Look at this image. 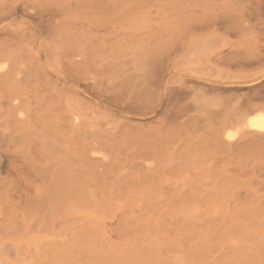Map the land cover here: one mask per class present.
Wrapping results in <instances>:
<instances>
[{
  "label": "rangeland",
  "instance_id": "rangeland-1",
  "mask_svg": "<svg viewBox=\"0 0 264 264\" xmlns=\"http://www.w3.org/2000/svg\"><path fill=\"white\" fill-rule=\"evenodd\" d=\"M254 1L264 5V0ZM45 2L0 0V47L21 51L24 61H30L39 74L36 91L45 99L38 105L40 100H33L34 108L39 106L41 114L49 111L44 118L51 123L57 122L53 116L76 117L78 123L83 122L84 139L67 143L71 156H66V164L72 170L67 176L72 177L68 178L72 185L62 183L61 192L57 189L53 194L41 181L36 186L28 180L33 172L24 166L25 185L31 192L24 194V209H19L17 216L22 213L25 226L14 234L0 233V264H264V151H257L264 143L250 141L254 145L241 136L243 101L258 102L264 96V62L250 64L243 60L248 36L221 32L223 42L216 49H222L226 57L220 63H211L205 51L196 46L176 48L174 40L169 45L164 34L168 13L172 12L180 23L187 17L194 22L212 0ZM231 5L239 9L243 6ZM256 16V27L262 28L248 38L254 37L264 54V13ZM118 39L121 42L117 43ZM109 42L112 47L106 48L111 46ZM121 43L127 48L121 50ZM116 48H120L118 52ZM123 50L125 55L120 54ZM95 54L100 60L90 59ZM250 54H260L259 49L253 46ZM94 67L98 74L83 78L84 82L83 74ZM110 68L115 70L111 71L113 75ZM121 78L126 86H118ZM135 98L142 100L141 107L148 105L144 107L149 111L134 107ZM71 101L76 110L69 107ZM73 111H79L80 116ZM98 117L111 121L103 122ZM56 124L55 128L59 121ZM213 126H221L216 127L218 137ZM62 142L61 138L57 145ZM23 146L20 156L25 151ZM19 148L10 145L11 152ZM40 148L42 151L36 149L30 159L34 163L51 160L54 149ZM79 150L85 151L82 159L73 156ZM0 154L17 157L3 147ZM6 164L8 160L3 167ZM74 169H82L78 180ZM8 247L19 252L11 253Z\"/></svg>",
  "mask_w": 264,
  "mask_h": 264
},
{
  "label": "bare ground",
  "instance_id": "bare-ground-1",
  "mask_svg": "<svg viewBox=\"0 0 264 264\" xmlns=\"http://www.w3.org/2000/svg\"><path fill=\"white\" fill-rule=\"evenodd\" d=\"M14 1V0H13ZM43 1V0H42ZM45 1V0H44ZM56 1V0H55ZM213 3L207 7H203L202 13H206L208 12L209 14L206 16L200 17L198 15L199 18H197L196 21H191L189 20L190 17L185 18V20H183L181 23L179 22L178 18L176 16H173L172 12L168 13V16L165 18L168 21L167 24V28H166V42L172 41L174 40V45L176 46V48H190L193 46H196L198 49H200L201 51H205L207 53V58L209 60V62L211 63H220L222 61H224L225 57L223 55V50L222 49H216L218 46L221 45V43L223 42V37L221 35V32L225 33V34H229V33H233L234 36L236 35H246V36H254L253 34H257L258 30H261L262 27H256L255 21L258 19V16H256L257 14H260L261 12L264 13V5H260L258 3V1H254V0H235L234 1H230V0H224L223 4H220L219 1L216 0H212ZM2 2V1H1ZM47 2V0H46ZM45 2V3H46ZM50 2V1H49ZM185 2V1H184ZM229 2V3H227ZM10 3V2H9ZM12 3V2H11ZM32 3V2H31ZM44 3V4H45ZM60 3V2H59ZM58 3V4H59ZM162 3V2H160ZM164 3V2H163ZM170 3V2H167ZM176 3V1H175ZM187 3V2H186ZM199 3V1H198ZM232 3H242L243 6L239 9L234 8L231 4ZM5 4L4 2H2V5ZM39 4V3H38ZM136 4V3H135ZM174 4V3H173ZM189 3H187L186 5H188ZM197 4V3H196ZM1 5V4H0ZM35 5V4H34ZM66 5V4H65ZM198 5V4H197ZM256 5L255 9L253 8V6ZM60 6V5H59ZM178 6V4L176 5ZM180 6V5H179ZM200 6V4H199ZM1 7V6H0ZM30 7V6H28ZM62 7V6H61ZM114 7V6H113ZM123 7V6H122ZM120 7V8H122ZM32 8V7H31ZM57 8V7H56ZM60 8V7H59ZM119 8V9H120ZM173 8V7H172ZM55 9V8H53ZM58 9V8H57ZM199 9V8H198ZM2 10V8L0 9V11ZM27 9H25L26 11ZM253 10V11H251ZM3 12V11H2ZM131 12V11H130ZM26 13V12H25ZM36 13V12H35ZM23 14V13H22ZM27 14V13H26ZM121 16V15H120ZM208 16V17H207ZM36 17V16H35ZM78 17V16H77ZM86 17V16H85ZM117 17V16H116ZM79 18V17H78ZM94 18V17H93ZM99 18V17H97ZM84 19V18H83ZM107 20V19H106ZM105 19L103 20L104 22L106 21ZM119 20V18H118ZM50 21V18H49ZM47 22V21H46ZM44 22V23H46ZM17 23V22H16ZM49 23V22H47ZM51 23V21H50ZM53 23V22H52ZM97 24V23H96ZM95 24V26H96ZM53 25V24H52ZM56 25V24H55ZM100 25V24H99ZM98 25V27H100ZM24 26V25H23ZM50 26V25H48ZM157 26V25H156ZM49 28V27H48ZM56 28L59 29V25L58 27L56 26ZM66 28V27H65ZM96 28V27H95ZM23 29V28H22ZM52 29V28H50ZM53 29L54 26H53ZM64 30V28H63ZM60 31V30H59ZM205 31H209L208 33H202ZM54 32V31H53ZM114 32V31H113ZM112 32V33H113ZM201 34H198V33ZM109 33V31H108ZM246 33V34H245ZM248 33V34H247ZM104 34V33H103ZM176 34V35H175ZM57 35V34H56ZM78 35V33H77ZM111 35V34H110ZM152 35V34H151ZM163 35V36H164ZM60 36V35H59ZM64 36V35H63ZM79 37L81 36L78 35ZM103 36V35H102ZM256 36V35H255ZM254 36V37H255ZM82 37V36H81ZM247 37V44L245 45L246 48L243 50V52H247L244 53L245 57H243V60L250 63V64H262L264 62V54L263 52H261L260 49V44L257 45L255 44V42L252 40L254 39V37H252L251 39H249ZM28 38V37H27ZM67 39V37H65ZM13 39V38H12ZM29 39V38H28ZM74 39V38H73ZM79 39V38H78ZM83 39V38H82ZM102 39V38H101ZM147 39V37H146ZM27 40V39H26ZM57 40V39H56ZM165 40V39H164ZM162 40V41H164ZM30 41V40H29ZM78 41V40H77ZM102 41V40H101ZM115 41V40H114ZM125 41V40H123ZM80 43L81 39H79ZM121 42L119 41V39L117 40V43ZM116 43V44H117ZM124 43V42H123ZM126 43H130V42H126ZM173 44V41L171 42ZM3 44V43H2ZM49 44V43H48ZM89 46L90 43L88 42ZM92 44V43H91ZM103 44V43H102ZM4 45V44H3ZM27 45V44H26ZM95 45V44H94ZM107 45H111L110 42ZM106 44L104 45V47L107 46ZM122 45V43L120 44ZM126 45V44H125ZM133 45V44H132ZM171 45V44H169ZM2 46V45H1ZM29 46V45H27ZM50 46V45H49ZM88 46V47H89ZM103 46V45H101ZM124 44L122 45V47L120 46L121 50L122 48H127V47H123ZM128 46V44H127ZM130 46V45H129ZM128 46V47H129ZM165 47H167L165 44L161 45ZM253 46H255V48L259 49V53L260 54H256V55H251L250 52L253 49ZM91 47V46H90ZM95 47L96 49V45L93 46V48ZM112 45L110 47H106V48H111ZM14 48V47H13ZM46 49L48 48L47 46L45 47ZM52 48V47H51ZM49 48V50L51 49ZM119 48V49H120ZM75 49V48H74ZM89 49V48H88ZM92 49V48H91ZM102 49V48H101ZM118 49V50H119ZM166 48H164L165 51ZM21 50V49H20ZM52 50V49H51ZM50 50V51H51ZM103 53H104V49ZM117 48L116 51L118 52ZM120 50V51H121ZM48 51V49H47ZM99 51V50H98ZM115 50H113V52H116ZM125 50H123V52H120V54L124 53L123 55H125ZM131 51V49H130ZM129 51V52H130ZM82 52V51H80ZM151 52V51H150ZM50 53V52H49ZM137 53V52H136ZM163 53V52H162ZM240 53V52H239ZM238 53V54H239ZM48 54V52H47ZM60 54V53H59ZM112 54V51H111ZM126 54H129L126 52ZM161 54V51H160ZM98 55V54H97ZM95 54V56H91L90 59L92 58L95 60H100L98 59V57ZM101 55V53L99 54ZM105 55V54H104ZM104 55L102 56V58H104ZM119 55V54H118ZM122 55V56H123ZM50 57L53 55L52 53L49 55ZM66 56L69 57V55L67 54ZM76 56V55H75ZM79 56H83L82 55H77L76 57ZM106 56V55H105ZM68 57L67 60H68ZM96 57V58H95ZM121 57V56H120ZM71 58H73L71 56ZM75 58V57H74ZM134 58V57H133ZM50 59V58H49ZM113 59V58H112ZM115 59V58H114ZM141 59V58H140ZM236 59V58H235ZM52 60V59H51ZM54 60V59H53ZM73 60V59H72ZM72 60H70L72 62ZM91 60V63H93ZM128 61H132L130 59H127ZM69 61V60H68ZM69 61V62H70ZM90 61V60H88ZM102 61V60H101ZM116 61V60H115ZM122 61V60H121ZM125 61V60H124ZM123 61V62H124ZM126 61V64L127 62ZM75 62V61H74ZM73 62V63H74ZM95 62V61H94ZM106 62H108L106 60ZM90 63V62H89ZM87 63V64H89ZM104 63V62H103ZM120 63V62H119ZM161 63V62H160ZM159 63V64H160ZM69 64V63H68ZM76 65H81L82 62L80 63H75ZM94 64V63H93ZM92 64V65H93ZM113 64V62H112ZM121 64V63H120ZM129 64V63H128ZM71 65V64H70ZM84 65V64H82ZM96 65H98L96 63ZM110 65V64H109ZM108 65V67H109ZM116 64H114L115 66ZM122 65V64H121ZM56 66V65H54ZM87 66V65H86ZM85 66V67H86ZM102 66V65H101ZM107 67V65H104ZM119 66V65H117ZM124 66V64L122 65ZM121 66V67H122ZM128 66V65H127ZM137 66V64H136ZM139 66V65H138ZM156 66V65H155ZM84 66H82V69ZM88 67V66H87ZM87 67L85 68L87 71ZM92 67V66H89ZM100 66H98V69ZM120 67V69H121ZM33 67H31L30 65V61H24V58L22 56L21 51H17V50H12L10 48L6 49L4 47H0V148H4V151L7 153H9L10 155L13 154L17 157H10L8 155H2L0 154V233H4V234H8V233H16L17 231H21V229L25 226L24 224V219H23V215L22 213L20 214L21 217L18 218L17 214L19 213L18 210L20 209L23 212L24 209V205H25V193H29L31 192V187L28 185H25V177H24V166H27V168H29L33 173H32V177H28V180L31 179L36 186H38V183L41 181V183L44 184V187H48L51 188V190L56 193L57 189H60V186L62 183L64 182H68L69 186L71 187V180L72 177L70 178V176H67L72 170L70 168V166H68V158L66 156H71V153L69 155L70 152V145H67V143H70L73 139L78 138L79 140L84 139V133H83V129L81 128V124L83 125V122L78 123L77 122V118L72 116L70 118L66 117L65 115H61L62 118L60 117V115L53 116V119H57V122L59 121V125L58 127L55 128V126L57 125L56 123H51V119H47L44 118L47 113L49 111H46L44 114H41V110L39 108V106L35 109L34 106L32 105V101L33 100H40L38 104H43L42 102H44L45 97H41L39 91L37 92V81H39L40 79L38 78L39 74L35 73V71L32 69ZM77 68V67H76ZM104 68V67H103ZM133 68V67H132ZM135 68V66H134ZM105 69V68H104ZM102 69V71L104 70ZM109 69V68H108ZM111 69V68H110ZM113 69H117L116 67ZM127 69V68H126ZM131 69L128 66V70ZM106 70V69H105ZM115 70H110L109 72L111 73V71ZM119 70V67L118 69ZM116 70V71H117ZM101 71V70H100ZM85 72V71H84ZM89 72V71H88ZM99 72V71H98ZM98 72L95 70V67L92 68V70L90 71V73L88 74H82L84 75L83 78L86 79L88 76L90 75H95L98 74ZM106 71H104L103 73H105ZM158 72V71H157ZM113 73V72H112ZM111 73V74H112ZM110 74V75H111ZM114 74V73H113ZM112 74V75H113ZM120 74H123L122 72ZM152 74V73H151ZM106 75V74H105ZM133 76H135V74H132ZM153 75V74H152ZM99 77V75H97ZM96 76V77H97ZM126 76V75H125ZM132 76V77H133ZM95 77V78H96ZM103 77V76H102ZM107 77V75H106ZM105 77V78H106ZM123 77V76H122ZM248 77V76H247ZM30 78L31 81L33 82L32 84L30 83ZM109 78V77H108ZM137 78V76H136ZM151 78V77H150ZM244 78V77H243ZM92 79V78H90ZM89 79V80H90ZM94 79V77H93ZM107 79V78H106ZM123 78L119 79L122 80ZM133 79L135 80V77H133ZM101 80V79H100ZM130 80V79H129ZM153 80V79H152ZM84 81V80H83ZM93 81V80H92ZM123 81V80H122ZM120 81L118 84V86L120 87L122 85V87L125 85H123V82ZM126 78L124 79V82H126ZM37 82V83H36ZM49 82V81H48ZM85 82V81H84ZM99 81L97 80V83ZM101 82V81H100ZM115 82V81H114ZM142 82V81H141ZM153 82V81H152ZM50 83V82H49ZM48 83V84H49ZM90 83V82H89ZM110 83V82H109ZM113 83V82H112ZM116 83V82H115ZM114 83V85H116ZM121 83V85H120ZM131 83V81H130ZM85 84V83H84ZM93 84V83H92ZM91 84V85H92ZM96 84V83H95ZM102 84V83H101ZM127 84H129V82H127ZM132 84V83H131ZM154 84V83H153ZM113 85V84H112ZM111 85V86H112ZM103 86V85H102ZM110 86V87H111ZM126 86V85H125ZM94 87V85H93ZM109 87V86H108ZM113 87V86H112ZM128 87V86H127ZM126 87V88H127ZM131 87V85L129 86ZM97 88V87H96ZM114 88H117L114 86ZM113 88V89H114ZM57 89V88H56ZM185 89V88H184ZM39 90V88H38ZM41 90V89H40ZM54 90V89H53ZM94 90V88L92 89V91ZM107 90V89H106ZM36 91V92H35ZM56 91V90H55ZM101 91V89H100ZM174 91V90H173ZM183 91V90H182ZM186 91V90H185ZM94 92V91H93ZM109 92V91H108ZM116 92V91H115ZM120 92V91H119ZM129 92V90H128ZM135 92V91H134ZM177 92V91H176ZM147 93V92H145ZM175 93V91H174ZM189 93V92H188ZM69 94V93H68ZM92 94V93H91ZM114 94V93H113ZM117 94V93H116ZM115 94V95H116ZM128 94V93H127ZM126 94V95H127ZM112 95V94H111ZM114 95V96H115ZM121 95V94H120ZM124 95V96H126ZM131 95V94H130ZM133 95H136L133 94ZM185 95V94H183ZM66 96V95H65ZM129 96V95H128ZM146 96V95H145ZM144 96V97H145ZM71 97V96H70ZM250 97V96H249ZM73 98V97H72ZM108 98V97H107ZM115 98V97H113ZM117 98V97H116ZM126 98V97H125ZM129 98H133L132 96ZM138 98V97H137ZM147 98V97H145ZM151 98V96L149 97ZM174 98V97H173ZM246 98V97H244ZM255 98V97H254ZM50 99V98H49ZM69 99V98H68ZM77 99V98H75ZM111 99V98H109ZM108 99V100H109ZM119 99V98H118ZM128 99V98H127ZM134 99V98H133ZM132 99V100H133ZM172 99V98H171ZM257 99V98H256ZM59 100V99H58ZM81 100V99H79ZM78 100V101H79ZM148 100V98H147ZM147 100H144V102H146ZM173 100V99H172ZM82 101V100H81ZM119 101V100H118ZM150 100H148L149 102ZM245 101V100H244ZM245 104H243V113H242V120H243V124L241 125V130L243 131V136L242 138L246 139L247 141H249V143L252 142H259V143H264V113L263 115L261 114L262 112H264V96L260 97L258 102H251V101H247L244 102ZM260 101V102H259ZM37 102V101H36ZM51 102V100H50ZM72 102V101H71ZM120 102V101H119ZM127 102V101H126ZM140 102H142V100L140 101H136L135 98V102L133 101V106L135 107H141ZM53 103V100L51 102V104ZM74 102L70 103L71 106L69 107H73L72 104ZM77 104V101L75 102ZM121 103V102H120ZM129 104V102H127ZM137 103V105L135 104ZM224 103V102H223ZM231 103V102H230ZM239 103V102H238ZM68 104V103H67ZM75 104V105H76ZM79 104V102H78ZM81 104V103H80ZM127 104V105H128ZM132 104V102H131ZM130 104V106H132ZM135 104V105H134ZM147 104V103H146ZM154 104V103H153ZM218 103H216L217 105ZM236 106L237 103H234ZM86 105V104H85ZM144 105V104H143ZM220 105V104H219ZM218 105V106H219ZM50 106V105H48ZM47 106V107H48ZM54 106V105H53ZM77 106V105H76ZM83 106V104L81 105V107ZM116 106V105H115ZM146 106V105H144ZM141 107L144 108V110H148V108L145 109V107ZM227 106V105H225ZM235 106V107H236ZM75 107V106H74ZM73 107V108H74ZM78 107V106H77ZM85 107V106H84ZM90 107V106H89ZM129 108V106H127ZM133 107V108H134ZM148 107V105L146 106ZM201 107V105H200ZM199 107V108H200ZM235 107L233 105L232 108V113L233 111H235ZM76 108V107H75ZM74 108V109H75ZM80 108V107H78ZM87 108V107H86ZM195 107H193L194 110ZM198 108V107H197ZM198 108V109H199ZM204 108V107H203ZM47 109V108H46ZM72 109V110H74ZM82 109V108H81ZM201 109V108H200ZM76 110V109H75ZM139 110V108H138ZM142 110V109H141ZM174 110V109H173ZM218 110V109H217ZM84 110H82L83 112ZM95 110H93L92 113H94ZM149 111V110H148ZM177 111V108H176ZM182 113V109L180 110ZM179 111V112H180ZM185 111V110H184ZM195 111V110H194ZM197 111V110H196ZM219 111V110H218ZM68 112V111H67ZM66 112V113H67ZM78 112L76 113V111L74 113H76V116H80V113L78 115ZM81 112V114H82ZM97 112V110H96ZM140 112V111H139ZM180 112V113H181ZM186 112V111H185ZM184 112V113H185ZM220 112V111H219ZM218 112V113H219ZM237 112V111H236ZM235 112V115L237 114ZM63 113V112H62ZM98 113V112H97ZM101 113V112H100ZM83 114H86L85 112ZM82 114V115H83ZM90 114V113H89ZM96 114V113H94ZM231 114V113H230ZM39 115L40 119L38 116ZM54 115H56L54 113ZM88 115V114H87ZM160 115V114H159ZM175 115V114H174ZM183 115V114H182ZM181 115V116H182ZM206 115V114H204ZM217 115V114H216ZM240 116V114H238ZM90 116V115H89ZM88 116V117H89ZM96 115L93 116V118H95ZM101 116V115H99ZM105 116V115H104ZM178 116V115H177ZM194 116V115H193ZM201 116V115H200ZM208 116V115H207ZM212 116V115H211ZM220 116V115H219ZM218 116V117H219ZM86 117V118H88ZM166 117V116H165ZM191 117V116H190ZM189 117V118H190ZM195 117V116H194ZM204 118V116H201ZM225 117V116H224ZM228 117V116H226ZM232 117V116H231ZM236 117V116H235ZM42 118V119H41ZM61 118V119H60ZM85 118V119H86ZM92 118V117H91ZM187 118V117H186ZM214 118V116H213ZM217 118V117H216ZM215 118V119H216ZM79 119V118H78ZM99 119V117H98ZM101 120L102 117L100 118ZM99 119V120H100ZM109 119V118H108ZM168 119V118H167ZM191 119V118H190ZM194 119V118H193ZM241 119V117H240ZM240 119H237L236 123H239L238 121H240ZM88 120V119H87ZM90 120V118H89ZM88 120V121H89ZM96 121V119H94ZM104 120H107L106 118ZM103 120V122H104ZM185 120V119H184ZM218 120V119H217ZM225 120V119H224ZM224 120L222 122H224ZM241 120V121H242ZM87 121V122H88ZM108 121V120H107ZM111 121V120H110ZM108 121V122H110ZM113 121V120H112ZM117 121V120H114ZM111 122V123H114ZM196 121V120H195ZM200 121V120H199ZM208 122V120H206ZM68 122V123H67ZM98 122V121H97ZM102 122V121H100ZM106 122V121H105ZM186 123V121H184ZM188 122V121H187ZM198 122V121H197ZM202 122V119H201ZM205 122V121H204ZM213 122H216L215 120ZM212 122V123H213ZM226 122V120H225ZM99 123V122H98ZM107 123V122H106ZM192 123V122H191ZM219 123H221L219 121ZM229 123V122H228ZM100 124V123H99ZM117 124V123H115ZM200 124V123H199ZM206 124V123H204ZM217 124V123H216ZM222 124V123H221ZM225 124V123H224ZM52 125V126H51ZM88 125L90 124V121L88 122ZM102 125V124H101ZM104 125V123H103ZM227 125V123H226ZM107 126V125H105ZM155 126V125H154ZM187 126V124H186ZM196 126V125H195ZM200 126V125H199ZM205 126V125H204ZM225 126V125H224ZM92 128V126H90ZM100 127V126H99ZM150 127V126H149ZM189 127V126H188ZM214 128H219L221 126H213ZM228 127V126H227ZM102 128V127H100ZM103 128H105L103 126ZM217 128L215 129L216 132H218ZM99 128H97L98 130ZM156 130V127L154 128ZM153 129V130H154ZM200 129V128H198ZM208 129V128H207ZM95 130V131H93ZM92 130L93 132H96V128ZM106 130V129H105ZM104 130V131H105ZM107 130H109L107 128ZM106 130V131H107ZM224 130V128H223ZM99 131V130H98ZM97 131V132H98ZM220 131V130H219ZM241 131V132H242ZM223 132V131H222ZM100 133V131H99ZM209 133V132H208ZM101 134V133H100ZM214 136L218 137L219 136V132L215 135V133H213ZM212 134V135H213ZM211 135V134H209ZM211 135V136H212ZM67 136H69V138H67ZM166 136V135H165ZM193 136V135H192ZM201 136V134H200ZM206 136H208V134H206ZM57 140H55V138H58ZM157 137V136H156ZM196 137V136H195ZM63 139L62 144H58L57 142L60 139ZM192 138V137H191ZM194 138V137H193ZM240 138V137H239ZM241 139V138H240ZM144 140V139H143ZM213 140V138H212ZM219 139H216V141ZM91 141V140H90ZM209 141V140H208ZM252 141V142H250ZM83 142H85V140H83ZM211 142V141H210ZM223 142V141H222ZM234 142V141H233ZM88 143V142H85ZM198 143V142H197ZM246 142V145L249 144ZM22 144H24L25 146V151L24 153H22V156H20V153L22 152ZM34 144L36 145V148L33 147ZM218 144V143H217ZM222 144V143H221ZM255 145V143H252ZM10 145H14V146H19V149H16L15 151H12L14 153L11 152L10 150ZM39 145L42 147H44L45 149L47 148L48 151L49 149H54V151L51 154L52 159L46 161V163H42L40 159H38V161H35V163L33 162V159L31 160V154H36V149H38L40 152L42 151L41 148L39 149ZM82 145V144H81ZM123 145V144H122ZM234 145V143H233ZM261 145V144H260ZM260 145H258V149L257 151H259V148H262L264 151V144H262V146L260 147ZM23 146V147H24ZM221 146V145H219ZM227 145H225L226 147ZM248 146V145H247ZM192 147V146H191ZM236 147V146H235ZM241 147V146H239ZM243 147V146H242ZM257 147V146H255ZM220 148V147H219ZM245 148V147H243ZM242 148V149H243ZM256 149V148H255ZM245 150V149H244ZM76 151V150H75ZM85 154V151H80L79 152H73V156L75 158L80 157V159H82L83 156ZM254 156V155H253ZM238 157V156H237ZM257 157V156H256ZM264 157V155H263ZM262 157V158H263ZM8 158V159H7ZM10 158V159H9ZM239 158V157H238ZM27 159H30L28 162L25 161ZM8 160V164H6V167H3L4 163ZM12 160V161H11ZM258 161V159H256ZM264 160V159H263ZM174 161V160H173ZM172 161V162H173ZM256 163V162H255ZM254 163V164H255ZM259 163V162H257ZM251 165V164H250ZM222 167L224 165H221ZM80 168V167H79ZM84 169V168H83ZM75 170V169H74ZM82 169H77L75 170L76 173V180H78L80 172ZM149 171V170H148ZM137 173V172H136ZM70 178V179H68ZM73 183V181H72ZM75 183V182H74ZM27 186V187H26ZM178 187V185H177ZM37 190L35 189L34 192H36ZM43 192V191H42ZM61 192V189H60ZM64 198H66V193H63ZM53 196V201H56V198L54 195ZM47 197V196H46ZM62 199V198H61ZM42 202V201H41ZM44 203V201H43ZM49 205V204H47ZM46 206V205H45ZM6 211H8V213H6ZM41 212V211H40ZM36 214V213H35ZM34 215V214H33ZM28 217V216H26ZM4 218V219H3ZM9 218V219H8ZM40 219V218H38ZM45 220V219H43ZM35 222V221H34ZM30 225H33V220L30 223ZM27 226V224H26ZM33 228H31L30 230H32ZM9 249L11 250V253L14 251L15 254H17L19 251L17 249H13L12 247H8V251ZM10 253V254H11Z\"/></svg>",
  "mask_w": 264,
  "mask_h": 264
}]
</instances>
